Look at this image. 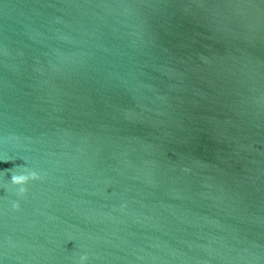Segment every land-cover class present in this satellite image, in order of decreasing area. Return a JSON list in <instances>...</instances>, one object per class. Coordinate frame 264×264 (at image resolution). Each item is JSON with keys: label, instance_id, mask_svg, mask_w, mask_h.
<instances>
[{"label": "water", "instance_id": "obj_1", "mask_svg": "<svg viewBox=\"0 0 264 264\" xmlns=\"http://www.w3.org/2000/svg\"><path fill=\"white\" fill-rule=\"evenodd\" d=\"M81 256L264 264V0H0V264Z\"/></svg>", "mask_w": 264, "mask_h": 264}, {"label": "clouds", "instance_id": "obj_2", "mask_svg": "<svg viewBox=\"0 0 264 264\" xmlns=\"http://www.w3.org/2000/svg\"><path fill=\"white\" fill-rule=\"evenodd\" d=\"M40 177L34 173H27V174H20V175H12L10 177V183L13 187L18 189V195L19 196H23L25 194L26 188L25 186L31 182V181H36L38 180ZM13 209H18V205L17 204H13ZM87 261V256H81L80 257V261L79 264H86Z\"/></svg>", "mask_w": 264, "mask_h": 264}]
</instances>
